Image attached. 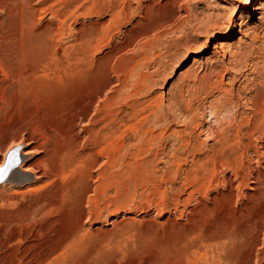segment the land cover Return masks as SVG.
<instances>
[{"label": "rangeland", "instance_id": "rangeland-1", "mask_svg": "<svg viewBox=\"0 0 264 264\" xmlns=\"http://www.w3.org/2000/svg\"><path fill=\"white\" fill-rule=\"evenodd\" d=\"M68 1L72 9L67 15H52L51 9L62 10ZM218 2L211 9L207 0H184V3L183 0H0V34L6 36L0 35V56L3 68L7 69L0 71V104L5 103L3 108L0 106V126L3 125L0 129H9L0 130L1 141L3 135L17 132V141L28 143L23 148L43 150L54 143H63L66 137L89 125L73 119L87 91L105 83L100 97L113 92L119 83V59L136 55L143 41L147 38L156 41L157 36V42L153 40L147 51L148 66L141 67L144 74L156 79L155 84L142 90L143 97L139 96L149 99L146 101L149 112L145 109L143 114L156 110L162 116L156 126H145L151 135L148 133L135 142L133 151L142 146L141 151L139 147L131 155L124 153L115 162L101 156L90 169V176L70 167L62 177L45 179L38 189H31L30 185L29 188L27 185L0 187V264H264V126L262 133L253 130L251 146L246 152L241 147L244 155L234 166L237 173L230 169L215 175L205 172L200 148L207 126L218 125L209 117L206 106L207 101L223 100L219 86L228 91L229 99L227 112L221 110L219 114L221 127L231 123L234 116L236 121L253 127L254 100L264 97V0ZM110 3L114 10H124L123 22L116 25L119 29L112 27ZM184 4L191 11L196 10L198 17L188 19L189 23L185 20L173 32L147 30L157 12L174 9L175 22L185 18ZM143 13L153 15L148 20L143 18ZM23 23L25 26L28 23V27ZM222 25L226 27L219 29ZM83 26L88 32L98 27V35L94 36L97 40L90 51L93 55L76 61L77 67L81 62L90 65L88 71L84 66L81 70L76 67L78 71L55 69L54 60H49L51 52L46 50L50 47L49 50L55 49L61 56L62 51L73 47L78 38L76 31ZM44 34H49V40L53 41ZM78 47L81 46H74ZM201 47L203 50L198 49ZM8 54L12 55L11 59ZM4 85L6 90L2 89ZM124 101L114 106L121 114L125 110ZM97 104L95 98L88 114L93 113ZM130 121L131 124L119 126L117 135L127 137L134 133L131 125L136 122ZM29 123L39 124L40 128H32ZM41 155L36 153L35 157Z\"/></svg>", "mask_w": 264, "mask_h": 264}, {"label": "bare ground", "instance_id": "bare-ground-1", "mask_svg": "<svg viewBox=\"0 0 264 264\" xmlns=\"http://www.w3.org/2000/svg\"><path fill=\"white\" fill-rule=\"evenodd\" d=\"M41 1V0H40ZM47 1V0H46ZM52 1V0H51ZM71 1V0H70ZM78 1V0H77ZM38 2V1H36ZM50 1H48L49 3ZM175 2V1H174ZM43 4V1L41 2ZM46 4V2H44ZM51 3V2H50ZM113 3V2H112ZM124 3V2H123ZM129 3V2H128ZM172 1H171V6H172ZM183 3H184V0H183ZM190 3V1L188 2ZM214 3V4H213ZM218 0H207V7H210L211 9L212 8H215V6L218 4ZM19 4V3H18ZM21 4V3H20ZM28 4V3H27ZM66 5L64 6L63 4V8L62 6H60V8H62V10H58V9H51V13L52 15L55 14H61V15H67L68 12L70 11L69 9H72L70 8L71 7V2L68 1V3H65ZM109 4V3H108ZM31 5V4H30ZM37 5V4H36ZM60 5V4H58ZM57 5V6H58ZM263 5V4H262ZM2 6V5H1ZM16 6V5H15ZM168 5H166L167 7ZM188 6V4L186 5ZM185 6V4L183 5V10L184 12L186 13V17L185 18H182V19H179L177 22L175 17L173 18L174 16V9H169V10H164V12H155L156 14L153 15V13L151 14H142L143 15V18L145 19V17L148 18L149 20V17L152 16L151 18V24H150V27L151 28H148L147 27V30L149 29H153V30H159V32H165L167 31L166 29L171 30L173 32L172 29H176V28H179V27H182L180 26V24L182 25V23H184V21L186 20L188 22V19L190 18H194V17H198L196 16L197 12L196 10L193 12V10L191 11V9L187 8ZM191 6V5H190ZM206 6V5H205ZM27 7V5H26ZM37 7V6H36ZM159 7V6H158ZM163 7V6H162ZM166 7H163V8H166ZM206 7V8H207ZM17 8V7H16ZM28 8V7H27ZM25 8V9H27ZM108 8V7H107ZM181 8V7H180ZM86 9V8H85ZM109 9H110V20L112 21V27L114 29H119L120 27H116V25L120 24L121 22H123V19H124V10L122 9H117L114 10V7L113 5L110 3L109 5ZM150 9V8H149ZM156 9V8H155ZM159 9V8H158ZM21 10V9H20ZM77 10V9H76ZM179 10V9H178ZM177 10V11H178ZM28 11V10H27ZM78 11V10H77ZM80 11V10H79ZM78 11V12H79ZM156 11V10H155ZM159 11V10H158ZM176 11V10H175ZM181 11V10H180ZM10 12V11H9ZM77 12V13H78ZM81 12V11H80ZM126 12V11H125ZM146 12V10H145ZM73 13V12H72ZM71 13V14H72ZM84 13H86L84 11ZM177 13V12H176ZM184 14V13H183ZM27 15V13H26ZM25 15V16H26ZM57 15V16H59ZM78 15V14H77ZM127 15V14H126ZM141 15V17H142ZM176 15V14H175ZM24 16V17H25ZM76 16V15H75ZM184 15H182L183 17ZM56 17V16H55ZM180 17V16H179ZM10 18V17H9ZM63 18V17H62ZM76 18V17H75ZM12 19V18H11ZM25 19V18H24ZM23 19V22H25V20ZM175 19V21H174ZM196 19V18H195ZM262 19V18H261ZM1 20V19H0ZM7 20V19H6ZM17 20V19H16ZM29 20V19H28ZM33 20V19H32ZM194 20V19H193ZM229 20V19H227ZM31 21V19H30ZM29 21V22H30ZM63 21V20H61ZM71 21V20H70ZM263 21V19L261 20ZM21 22H22V19H21ZM26 22L27 19H26ZM125 22V21H124ZM190 22V21H189ZM188 22V23H189ZM227 22V21H226ZM62 23V22H61ZM137 23L138 20H137ZM141 23V21H140ZM261 23V22H260ZM264 23V22H263ZM7 24V23H6ZM15 24V23H14ZM19 24V23H17ZM28 24V23H27ZM26 24L25 27H28V25ZM22 25V24H21ZM31 25V24H30ZM53 25V24H52ZM1 26V25H0ZM5 26V25H4ZM216 26V25H215ZM217 26H218V23H217ZM216 26V28H217ZM223 26L226 27V25H222L221 27H218L219 29L222 28ZM229 26V25H228ZM21 27V26H20ZM95 27V26H94ZM89 28L90 31H86L83 27H80L76 32H77V40L79 42V44H76L77 40L75 41L74 39L72 40L75 41V43L73 42V47L72 45L70 47L72 48H68L69 50L67 51H62L63 53H61L60 55L61 56H58L59 52L57 50H46L48 52H51L49 53L50 54V58L49 60H54V68L55 69H58V70H61V69H64L66 68V70H68L69 68H74V70H76V67H77V59L78 58H82V57H87L91 52L92 48H93V44H94V41L97 40V37H95L96 39L94 40V36H97V30H98V27L97 28ZM111 27V28H112ZM168 27V28H166ZM190 27V26H189ZM262 27V25L260 26ZM2 28V27H1ZM23 28V27H22ZM109 28V27H108ZM144 28V27H143ZM185 28V27H184ZM14 29V28H13ZM20 29V28H18ZM16 28V30H18ZM32 29V28H31ZM35 29V28H34ZM39 30V29H38ZM55 30V29H53ZM61 30V29H60ZM67 30V29H66ZM71 30V29H70ZM184 30V29H183ZM5 31V30H4ZM8 31V29H7ZM15 31V30H14ZM20 31V30H18ZM24 31V29L22 30ZM28 31V30H27ZM40 31L42 32L43 30L40 29ZM62 31V30H61ZM100 31V30H99ZM167 31V32H168ZM181 31V30H180ZM1 32V31H0ZM9 32V31H8ZM12 32V31H11ZM17 32V31H16ZM25 32V31H24ZM23 32V33H24ZM30 32V30L28 31ZM47 33L48 32H51L49 30L46 31ZM55 32V31H54ZM184 32V31H183ZM3 33V32H2ZM1 33V34H2ZM22 33V32H21ZM26 33V32H25ZM38 34H40V32H37ZM36 33V35H37ZM45 33V32H44ZM60 33V31H59ZM75 33V32H74ZM73 33V34H74ZM166 33V32H165ZM0 34V35H1ZM18 34V33H17ZM32 34H35L33 31H32ZM55 34V33H54ZM154 34V33H153ZM152 34V35H153ZM157 34V33H156ZM161 34V33H160ZM181 34V33H179ZM4 35V33L2 34ZM11 35V34H10ZM24 35V34H23ZM22 35V39H23V36ZM26 35V34H25ZM28 35V33H27ZM31 35V34H30ZM45 35V34H44ZM49 35V34H47ZM45 35V36H47ZM52 35V33H51ZM75 35V34H74ZM75 35V36H76ZM166 35V34H165ZM186 35V34H185ZM5 36V35H4ZM44 36V37H45ZM157 36V35H155ZM6 37V36H5ZM33 37V36H32ZM38 37V35H37ZM146 37V36H145ZM159 38V36H157ZM18 38V37H15V39ZM20 38V37H19ZM28 38V37H27ZM46 38V37H45ZM48 38V36H47ZM51 38V36H50ZM62 38V37H61ZM151 38V37H150ZM158 38H156L158 40ZM6 39V38H5ZM72 39V38H71ZM76 39V38H75ZM147 38L145 41L142 42L141 45H139V53H137L136 55H132L126 59H119V63L118 65L121 67V69H119L120 71V76H119V79H118V86L115 87L116 89L113 90V92H111L110 94H106L105 96H103L102 98L100 97V92H101V89L105 86V83L102 84L101 86L98 85L97 87L95 88H90V90L87 91V96L86 98L84 99L83 102H81V104H79V106L77 107L76 109V112H75V116L73 117L74 121H76L77 123L79 122H83L84 121L86 122V124H89L88 126H86L85 128H80L78 132H76L75 134L69 136V137H66L67 139L63 141V143H60L59 144H53V145H50L46 148H43V150H40V146H39V150H37L36 148H23L25 147L28 143H25L23 144V141H21L20 139L17 141V135L18 133L15 132L11 135H3V138L1 141L0 140V156H1V159H0V187H5V186H23V185H27V187L30 185L32 186L31 189H35L39 187V184L41 182L44 183V180L50 177H53V178H57V177H62L61 175L64 173V172H67V169L70 171V167H76L78 169L77 172H81L82 174H90V169L94 167V165L98 162L99 158L101 156H104V158H106L107 160H111V161H114L116 160L117 158L120 159V156L122 157V155L124 153L127 154L130 153L133 154L139 147V150L142 149V146H138L137 148H135L136 150H134V146L136 145L135 142H139L141 140V138L145 135H147L148 133H150L151 130H148V129H144L145 126H147L148 124H155L157 121L159 122L160 121V118L162 116H160L157 112L155 111H152L150 113H147V114H143L144 110L146 109V107H148V102L146 103V100L145 98L142 99L140 98L139 95H141V97H143V91L145 88H149V86H153V84H155V81L156 79L153 80L152 78V75L150 74H144L142 71H141V67L144 65H147L148 62H150V59L148 61V55L150 53H148L147 51L149 50V46L155 41L154 38L153 39H149ZM17 40V39H16ZM28 39H26L27 41ZM33 40V39H32ZM49 40V38L47 39ZM51 40V39H50ZM49 40V41H50ZM56 40V38L54 39ZM139 40V39H138ZM154 40V41H153ZM157 40L155 41V43L157 42ZM9 41H11V39H9ZM8 41V42H9ZM14 42V39L12 40ZM21 41V40H20ZM37 42L39 40H36ZM53 41V40H51ZM17 42V41H16ZM24 42V41H23ZM77 42V43H78ZM15 43V42H14ZM13 43V44H14ZM40 43V42H39ZM43 43V42H42ZM42 43L39 44V47L42 46ZM51 43V42H50ZM53 43V42H52ZM62 43V42H61ZM67 43V42H66ZM18 44V43H16ZM25 44V43H24ZM47 44V43H46ZM80 45L81 49L78 47V52H77V49L74 48V46L76 45ZM12 45V44H11ZM20 45V44H19ZM22 45V43H21ZM44 46H46L47 48V45L43 44ZM50 45V44H49ZM48 45V46H49ZM54 45V44H53ZM70 45V44H69ZM10 46V45H8ZM18 46V45H16ZM16 46H15V50L16 49ZM25 46V45H24ZM38 46V45H37ZM43 46V47H44ZM61 47V44L59 45ZM67 46V45H66ZM37 47V48H39ZM52 47V46H51ZM95 47V46H94ZM138 47H137V52H138ZM196 47V46H195ZM200 47V45H199ZM1 48V47H0ZM10 48V47H9ZM41 48V47H40ZM157 48V47H156ZM12 49V48H11ZM45 49V48H43ZM52 49V48H51ZM95 49V48H94ZM200 50H203V48H198ZM14 50V51H15ZM23 51H25V49L23 48L22 49ZM22 50L18 51L20 53H22ZM39 50V49H38ZM42 50V49H41ZM115 50V49H114ZM119 50V49H118ZM13 51V49L11 50ZM13 51V52H14ZM44 51V50H42ZM40 51V52H42ZM5 53V51H3ZM9 52V51H8ZM61 52V51H60ZM117 52V50L115 51ZM150 52V51H149ZM188 52V51H187ZM10 53V52H9ZM18 53V52H17ZM25 53V52H24ZM39 53V51L37 52ZM148 53V54H147ZM2 54V53H1ZM42 54V53H41ZM43 54H45V52H43ZM42 54V55H43ZM48 55V53H46ZM46 54H45V57H46ZM92 54V53H91ZM115 54V53H114ZM9 55V54H8ZM14 55V54H13ZM19 55V54H18ZM17 55V56H18ZM37 55V54H36ZM93 55V54H92ZM12 56V55H9V57ZM41 56V55H40ZM113 56V55H111ZM6 57V56H5ZM4 57V59H5ZM8 57V56H7ZM6 57V58H7ZM14 57V56H13ZM12 57V59H13ZM19 57H21V55H19ZM43 57V56H42ZM41 57V58H42ZM49 57V56H48ZM46 57V58H48ZM124 57V56H123ZM17 58V57H15ZM23 58V57H21ZM40 58V60L42 61V59ZM106 58V57H105ZM110 58V57H109ZM11 59V57H10ZM45 59V58H44ZM108 59V58H106ZM169 59V58H168ZM8 60V58H7ZM19 60V59H17ZM35 60H36V57H35ZM39 61V59H37ZM48 60V59H47ZM46 60V61H47ZM89 60V59H88ZM111 60V59H110ZM145 60V61H144ZM15 61V60H13ZM45 61V60H43ZM45 61V62H46ZM78 61L81 62V60L79 59ZM84 61V60H82ZM144 61V62H143ZM6 62V60H5ZM78 62V63H80ZM143 62V63H142ZM161 62V61H160ZM2 63V57L0 56V71L1 72H5V68H3V63ZM48 63V62H47ZM82 64H79V66L77 68H84L86 67L87 68V71L89 69V66L90 65H84L83 62H81ZM108 63V61L106 62ZM117 63V62H116ZM6 64V63H5ZM11 65V63H9ZM37 64V62H36ZM87 64V63H86ZM13 65V64H12ZM33 65V64H32ZM49 64H47V67L50 68L48 66ZM100 65V64H99ZM158 65V64H157ZM37 66V65H36ZM39 66V65H38ZM41 66V65H40ZM39 66V67H40ZM43 66V65H42ZM84 66V67H83ZM108 66V65H107ZM148 66V65H147ZM256 66V65H255ZM11 67V66H10ZM18 67V65H17ZM45 67V66H44ZM144 67V66H143ZM162 67V66H160ZM16 68V66H15ZM14 68V69H15ZM34 68V67H33ZM36 68V67H35ZM43 68V67H42ZM61 68V69H60ZM68 68V69H67ZM119 68V67H118ZM162 68H165L164 66ZM28 69V68H27ZM31 70V69H30ZM71 70V69H70ZM81 70V69H80ZM12 71V70H11ZM10 71V72H11ZM64 71V70H62ZM78 71V70H76ZM153 71V70H152ZM155 71V70H154ZM153 71V72H154ZM158 71V70H157ZM165 71V70H164ZM18 72V71H17ZM34 72V71H33ZM36 72V71H35ZM49 72V71H48ZM106 72V71H105ZM12 73V72H11ZM11 73H9L11 75ZM15 73H16V70H15ZM38 73V72H37ZM64 73V72H63ZM69 73V72H68ZM79 73V72H78ZM8 74V73H7ZM62 74V73H61ZM92 74V73H91ZM152 74V73H151ZM155 74V73H153ZM23 75V74H22ZM21 75V77H22ZM36 75V74H35ZM41 75V74H40ZM52 75V74H51ZM55 75V74H54ZM66 75V73H65ZM156 75V74H155ZM2 76V75H1ZM7 76V75H6ZM19 76V75H18ZM24 76V75H23ZM32 76V75H31ZM57 76V75H56ZM60 76V75H59ZM63 76V75H62ZM104 76V75H103ZM102 76V77H103ZM154 76V75H153ZM157 76H158V73H157ZM161 76V74H159V77ZM201 76V75H200ZM17 77V76H16ZM15 77V78H16ZM34 77V76H33ZM65 77V76H64ZM101 77V76H100ZM156 77V76H155ZM154 77V78H155ZM162 77V76H161ZM221 77V76H220ZM4 78V77H3ZM7 78V77H6ZM11 79V77H9ZM72 78V77H71ZM89 78V77H88ZM99 78V76H98ZM2 79V78H1ZM14 79V75H13V78L11 80ZM18 80V79H17ZM20 80V79H19ZM22 80V79H21ZM20 80V81H21ZM161 80V79H160ZM8 81V80H7ZM5 82V83H8V82ZM14 81V80H13ZM29 81V80H28ZM62 81V80H61ZM97 81V80H95ZM2 82V83H3ZM58 82V81H57ZM159 82V81H158ZM1 83V84H2ZM17 83V82H15ZM26 83V81H25ZM53 83V82H52ZM14 84V83H13ZM24 84V83H23ZM117 84V83H116ZM213 84V83H212ZM20 85V83H19ZM18 85V86H19ZM82 85V84H81ZM92 85V84H91ZM209 85V84H208ZM216 87L218 88L217 84H215ZM9 86V85H8ZM40 86V85H39ZM96 86V85H95ZM197 86V85H196ZM5 85L3 86L2 89H4ZM10 87V86H9ZM9 87L8 90H9ZM21 87V86H20ZM131 87V91L129 92L128 88ZM221 86H219V93L221 94V98L223 100H219L217 101L216 99H214L215 101H207V110H208V115L209 117L212 119V120H216L218 125L216 127L214 126H211V127H208L207 126V130H206V134H205V141L203 140V142L201 143L200 145V148L202 149V159H201V162L204 166V170L205 172L207 173H210L212 175H215V174H218V173H222L223 170H227V169H230V170H235V164H236V161L238 159H241L243 157V152L248 149L250 146H251V141H250V137L252 135V133L254 131H258V132H261L262 131V126H264L263 122V118H264V97L262 98V95H261V100L258 101V99H256L255 97V100H254V108L253 110H255V115H254V118H253V121H252V128L250 129L249 127V123L244 125V122L243 123H240V121H236L235 120V116L232 118L231 120V123H228V125H226L225 127H221V124H220V118L222 117L220 115V118H219V114H220V111L223 110V111H226L225 109H227L226 105H227V102H229V99L226 97V94L228 93L227 90H225L224 88L221 89L220 88ZM12 88V87H11ZM23 88V87H22ZM216 88V89H217ZM1 89V88H0ZM17 89V88H16ZM15 89V90H16ZM89 89V88H88ZM200 89V88H199ZM6 90V88L4 89ZM3 90V92H4ZM19 90V89H17ZM146 90V89H145ZM148 91V90H147ZM11 92V91H10ZM9 92V93H10ZM13 92H16V91H13ZM145 92V91H144ZM199 92V91H198ZM210 92V91H208ZM2 93V91H1ZM142 93V94H140ZM257 94V91L255 92ZM259 93V92H258ZM86 94V93H85ZM144 94H147V93H144ZM193 94V93H192ZM230 94V93H229ZM124 95H127V97H124ZM174 95V94H173ZM207 95V93H206ZM4 96V94H3ZM147 96V95H146ZM199 96V95H198ZM231 96V94H230ZM229 96V97H230ZM80 97V96H79ZM8 98V97H7ZM97 98V106L95 107L93 113L90 115L88 114V110H89V106H91L90 104L93 103L94 99ZM252 98V97H251ZM9 99V98H8ZM7 99V100H8ZM71 99V98H70ZM122 99H126V101H124V105H125V110L123 109V112L121 114V112H119L120 110H115L114 106L115 104L122 100ZM1 100V99H0ZM11 100V99H10ZM252 100V103H253V99ZM48 101V100H47ZM5 102V101H4ZM49 102V101H48ZM200 102V101H199ZM230 102H231V98H230ZM233 102V101H232ZM231 102V103H232ZM2 103V102H1ZM230 103V104H231ZM5 104V103H4ZM4 104H0V106L3 108V106H5ZM7 107H10L9 104L7 103ZM10 105H13L10 103ZM69 105V104H68ZM52 106V105H51ZM122 106V105H121ZM187 106V105H186ZM0 107V108H1ZM12 107V106H11ZM16 107V106H15ZM118 107V106H117ZM226 107V108H225ZM252 107V106H251ZM252 107V108H253ZM5 108V107H4ZM46 108V107H45ZM70 108V107H69ZM68 108V109H69ZM121 108V107H120ZM155 108V107H154ZM186 108V107H185ZM9 109V108H8ZM4 110V115L6 114L7 110ZM13 109V107H12ZM71 109V108H70ZM93 109V108H92ZM187 109V108H186ZM10 110V109H9ZM147 110V109H146ZM250 110V109H249ZM158 111V110H157ZM18 112V111H17ZM90 112V111H89ZM146 112V111H145ZM147 112H149L147 110ZM194 112V111H193ZM227 112V111H226ZM234 112V110H233ZM15 113V112H14ZM33 113V112H32ZM156 113L157 115H159L160 117L156 116ZM161 113V112H160ZM202 113V112H201ZM224 113V112H223ZM17 114V113H16ZM192 114V113H191ZM225 114V113H224ZM194 115V114H193ZM15 116H18V115H15ZM224 116V115H223ZM228 116V115H227ZM11 117V116H10ZM46 117V116H45ZM37 118V117H35ZM44 118V117H43ZM224 118V117H223ZM45 119V118H44ZM66 119V118H65ZM131 119H133L136 124L134 125H131V127H133L132 129H134V133H131L132 135H125V137H123L122 135H120V133L117 135L118 133V129L119 126H121V124H125L126 122H128V124L130 123L131 124ZM162 119V118H161ZM191 119V118H190ZM210 119V120H211ZM226 119V117H225ZM38 120V119H37ZM72 120V119H71ZM183 120V119H182ZM186 120V119H185ZM222 120V118H221ZM224 120V119H223ZM229 120V121H230ZM3 121V120H2ZM41 121V120H40ZM65 120H63V123H64ZM215 121V122H216ZM249 121V120H248ZM9 122V121H8ZM33 122V121H32ZM31 122V124H32ZM35 122V121H34ZM134 122V123H135ZM251 122V121H250ZM137 123H140L141 126H137ZM227 123V121H226ZM30 124V123H29ZM30 124V125H31ZM37 124V123H36ZM71 124V122H70ZM85 124V123H84ZM127 124V123H126ZM125 124V125H126ZM158 124V123H157ZM35 124L31 125L33 126L32 128L34 127H38V126H34ZM74 125V124H73ZM80 125V124H79ZM83 124H81L82 126ZM3 126V125H1ZM0 126V127H1ZM15 126V125H14ZM30 126V127H31ZM84 126V125H83ZM156 126V124H155ZM249 126V127H248ZM12 127V126H11ZM66 127V126H65ZM64 127V128H65ZM70 127V125H69ZM122 127V126H121ZM124 127V126H123ZM128 127V126H127ZM150 127H153L152 125ZM149 127V129H150ZM214 127V128H213ZM21 128V127H20ZM22 128H23V125H22ZM21 128V129H22ZM25 128V126H24ZM23 128V130H24ZM40 128V126H39ZM60 128V127H59ZM73 128V127H72ZM129 128V127H128ZM143 128V129H141ZM195 128V127H194ZM249 128V130H248ZM2 129V128H1ZM0 129V130H1ZM7 129V128H6ZM5 129V130H6ZM36 129V128H35ZM56 129V128H55ZM66 129V128H65ZM64 129V130H65ZM70 129V128H69ZM77 129V128H76ZM152 129V128H151ZM161 129V128H159ZM3 130V129H2ZM5 130H3V132H5ZM9 130V129H7ZM13 130V129H12ZM20 130V129H19ZM17 129V131H19ZM38 130V129H37ZM68 130V129H67ZM72 130V129H71ZM122 130V129H121ZM121 130H119L121 132ZM254 130V131H253ZM40 131V130H39ZM70 131V130H69ZM124 131V130H122ZM132 131V130H131ZM159 131V130H158ZM162 131V130H161ZM7 132V131H6ZM9 132V131H8ZM66 132V131H65ZM74 132V131H73ZM153 132V131H152ZM192 132V131H191ZM201 132V131H199ZM264 132V131H263ZM10 133V132H9ZM12 133V132H11ZM31 133H33V130H31ZM41 133V132H40ZM60 133V132H58ZM81 133H84V135L81 136ZM123 133V132H122ZM159 133V132H158ZM178 133V132H177ZM262 133V132H261ZM8 134V133H7ZM66 134V133H65ZM127 134V133H126ZM154 134V133H153ZM163 134V133H162ZM201 134V133H200ZM264 134V133H262ZM2 134L0 133V136ZM44 137L46 136L45 134H43ZM151 135V133H150ZM149 135V136H150ZM50 136V135H49ZM148 136V137H149ZM154 136V135H153ZM152 136V137H153ZM57 137V136H56ZM147 137V138H148ZM48 138V137H47ZM156 138V137H155ZM146 139V137H145ZM27 140V139H26ZM40 140V139H39ZM201 140V141H202ZM9 141V142H8ZM33 141V140H32ZM43 141V140H42ZM45 141V140H44ZM58 141V139H57ZM188 141V140H187ZM30 142V141H29ZM145 142V141H144ZM196 142V141H195ZM5 143H8L6 144L5 146ZM57 143V142H56ZM198 143V142H197ZM149 144V143H148ZM187 144V143H186ZM193 144V143H192ZM23 146V147H22ZM149 146V145H148ZM195 146V145H194ZM33 147V146H32ZM198 147V146H197ZM241 147H243L244 151L242 152L241 151ZM144 148V147H143ZM150 148V147H149ZM188 148V146H187ZM256 148V147H254ZM258 148V147H257ZM260 148V147H259ZM192 150V149H191ZM138 151V150H137ZM136 151V152H137ZM141 151V150H140ZM195 151V150H194ZM247 151V150H246ZM245 151V152H246ZM264 151V150H263ZM146 152V151H145ZM262 152V150H261ZM36 153H42L41 156H39L38 158L35 157V154ZM144 153V152H143ZM136 154V153H135ZM138 154V153H137ZM151 154V153H150ZM155 154V153H154ZM191 154V153H190ZM200 154V153H199ZM259 154V153H257ZM262 154V153H261ZM261 154L259 156H261ZM178 155V154H177ZM247 156V155H246ZM135 157V156H134ZM140 157V156H139ZM152 158V157H151ZM133 159V157H132ZM124 160V159H123ZM172 161V160H171ZM200 161V160H199ZM199 161H198V164H199ZM102 162V161H101ZM115 162V161H114ZM178 163V162H177ZM101 164V163H100ZM185 164V163H184ZM193 164V163H192ZM197 164V165H198ZM245 164V163H244ZM99 165V164H98ZM148 165V163H147ZM172 165V164H171ZM113 166V164H112ZM196 166V165H194ZM199 166V165H198ZM239 166V165H238ZM102 167V166H101ZM149 167V166H148ZM249 167V166H248ZM196 168V167H194ZM98 169V168H97ZM190 169V168H189ZM192 169V168H191ZM201 169V168H200ZM239 169V168H237ZM236 169V170H237ZM242 169V168H241ZM240 169V170H241ZM76 170V169H75ZM188 170V169H187ZM74 171V170H73ZM98 171V170H97ZM171 171V170H170ZM189 171H193V170H189ZM196 171V170H195ZM201 171V170H199ZM198 171V172H199ZM76 172V173H77ZM92 172V171H91ZM105 172V171H104ZM188 172V171H187ZM75 173V172H74ZM99 173V172H98ZM204 173V172H203ZM220 173V174H221ZM234 173H237V172H234ZM233 173V174H234ZM105 174H108L105 173ZM187 174V173H186ZM189 174V172H188ZM187 174V176H188ZM243 174V173H242ZM241 174V175H242ZM245 174V173H244ZM87 175V176H88ZM168 175V174H167ZM198 175V174H197ZM196 175V176H197ZM206 175V174H205ZM90 176V175H89ZM172 176V175H171ZM99 177V176H97ZM185 177V176H184ZM240 177V176H239ZM52 178V179H53ZM79 178V177H78ZM82 178V177H81ZM88 178V177H87ZM86 178V179H87ZM175 178V177H174ZM243 178H244V175H243ZM257 178V177H256ZM188 179V178H187ZM191 179V178H189ZM259 179V177H258ZM50 180V179H49ZM180 180V179H179ZM223 180V179H222ZM241 180V179H240ZM243 180V179H242ZM54 181V180H53ZM58 181V180H57ZM186 181V180H185ZM244 181V180H243ZM242 181V182H243ZM46 182V181H45ZM176 182V181H175ZM53 183V182H52ZM184 183V182H183ZM245 183V182H244ZM42 184V183H41ZM198 184V183H197ZM207 184V183H206ZM181 185V183H180ZM185 185V184H184ZM211 185V184H210ZM244 185V184H243ZM202 186V185H201ZM203 187V186H202ZM208 187V186H207ZM237 187V186H236ZM13 188V187H12ZM29 188V187H28ZM187 188V187H186ZM7 189V188H6ZM21 189V188H20ZM26 189V188H25ZM43 189V188H42ZM46 189V188H45ZM206 189V188H205ZM241 189V188H240ZM11 190V189H10ZM49 190V188H48ZM97 190V189H96ZM193 190V189H192ZM231 190V189H230ZM8 191V190H7ZM16 191V190H15ZM33 191V190H32ZM42 191V190H41ZM45 191V190H44ZM197 191V190H196ZM203 191V190H202ZM21 192H24L23 190H21ZM15 193V192H14ZM12 193V194H14ZM16 193H20V190ZM28 193H29V190H28ZM42 193V192H41ZM185 193V192H184ZM204 193V192H203ZM33 194V193H32ZM38 194V193H37ZM99 195V194H98ZM102 195V194H101ZM203 195V194H202ZM8 196V195H7ZM46 196V195H45ZM94 196V195H93ZM92 196V197H93ZM105 196V195H103ZM12 197V195H11ZM15 197V196H14ZM19 197V196H18ZM21 197V196H20ZM22 197H23V194H22ZM21 197V198H22ZM102 197V196H101ZM229 196H227L228 198ZM0 198H1V195H0ZM91 198V197H90ZM89 198V199H90ZM5 199V198H4ZM8 200V198H7ZM3 201V200H2ZM6 201V200H5ZM20 201V200H19ZM29 201V200H28ZM98 201V200H97ZM96 201V202H97ZM103 201V200H102ZM91 203V202H90ZM91 205V204H90ZM94 205V204H93ZM97 205V204H96ZM5 206V205H4ZM99 206V205H98ZM31 207V206H30ZM91 207V206H89ZM10 208V207H9ZM8 208V209H9ZM51 208V207H50ZM5 209V207H4ZM49 209V208H48ZM33 210V209H32ZM31 210V211H32ZM8 212V211H6ZM99 213V212H97ZM27 217V216H26ZM32 217V216H31ZM248 225V224H247Z\"/></svg>", "mask_w": 264, "mask_h": 264}]
</instances>
